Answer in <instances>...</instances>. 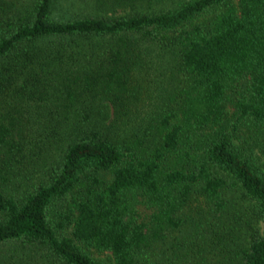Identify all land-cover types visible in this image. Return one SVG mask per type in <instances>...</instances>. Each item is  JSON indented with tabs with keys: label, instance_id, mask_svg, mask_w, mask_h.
Wrapping results in <instances>:
<instances>
[{
	"label": "trees",
	"instance_id": "1",
	"mask_svg": "<svg viewBox=\"0 0 264 264\" xmlns=\"http://www.w3.org/2000/svg\"><path fill=\"white\" fill-rule=\"evenodd\" d=\"M0 264H264V0H0Z\"/></svg>",
	"mask_w": 264,
	"mask_h": 264
},
{
	"label": "rangeland",
	"instance_id": "2",
	"mask_svg": "<svg viewBox=\"0 0 264 264\" xmlns=\"http://www.w3.org/2000/svg\"><path fill=\"white\" fill-rule=\"evenodd\" d=\"M98 256H100V257H105V256H102V255H98Z\"/></svg>",
	"mask_w": 264,
	"mask_h": 264
}]
</instances>
